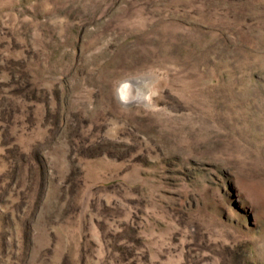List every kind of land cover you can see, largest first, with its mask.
Wrapping results in <instances>:
<instances>
[{
	"label": "rangeland",
	"instance_id": "rangeland-1",
	"mask_svg": "<svg viewBox=\"0 0 264 264\" xmlns=\"http://www.w3.org/2000/svg\"><path fill=\"white\" fill-rule=\"evenodd\" d=\"M0 264H264V0H0Z\"/></svg>",
	"mask_w": 264,
	"mask_h": 264
},
{
	"label": "bare ground",
	"instance_id": "bare-ground-1",
	"mask_svg": "<svg viewBox=\"0 0 264 264\" xmlns=\"http://www.w3.org/2000/svg\"><path fill=\"white\" fill-rule=\"evenodd\" d=\"M126 91H127V87L125 85L122 86L121 87V90H120L121 98H123V99H130L129 97L127 98L128 93Z\"/></svg>",
	"mask_w": 264,
	"mask_h": 264
}]
</instances>
